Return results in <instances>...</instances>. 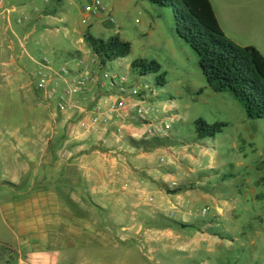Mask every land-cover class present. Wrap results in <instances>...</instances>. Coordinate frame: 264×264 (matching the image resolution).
<instances>
[{
  "label": "crops",
  "instance_id": "crops-1",
  "mask_svg": "<svg viewBox=\"0 0 264 264\" xmlns=\"http://www.w3.org/2000/svg\"><path fill=\"white\" fill-rule=\"evenodd\" d=\"M64 4L72 0H0V36H9L6 56L17 66L7 76L25 84L33 103L48 105L30 107L21 124L0 122V264H200L208 237L161 225L191 222L182 201L162 189L184 187L175 178L181 167L159 171L150 162L158 150L142 147L151 141H120L108 123L93 124L90 93L100 90L70 97L64 113L52 110L68 85L51 94L52 84L44 88L29 72L44 65L16 57L27 55L39 25L49 32L62 22ZM87 66L94 80L106 68L95 57Z\"/></svg>",
  "mask_w": 264,
  "mask_h": 264
},
{
  "label": "rangeland",
  "instance_id": "rangeland-1",
  "mask_svg": "<svg viewBox=\"0 0 264 264\" xmlns=\"http://www.w3.org/2000/svg\"><path fill=\"white\" fill-rule=\"evenodd\" d=\"M99 1L105 13L91 22H85L83 14L87 1L72 0V6H59L62 22L49 32L39 25L27 42V55L19 50L16 57L23 55V62L33 58L52 69L43 71L46 76L60 75L65 66L77 71L79 59L91 65L94 56L83 41L88 31L94 39L119 37L129 43L128 58L108 64L93 77L99 80L102 73H117L138 86L149 83L156 91L154 97L147 94L149 101L144 107L167 117L166 107L171 117L176 116L178 124H172L166 139L142 147L145 151L158 150L152 153L150 162L159 171L172 166L182 169L181 174L176 171L179 175L175 178L185 182L184 187L163 185L162 189L182 201L180 211L189 216L187 226H192L185 233L208 237L199 263L264 264V120H250L231 95L215 94L210 89L197 55L176 34L172 9L152 5L149 0ZM210 2L227 39L236 47H253L264 57V0ZM111 19L113 24L109 23ZM10 42L8 35L0 36V122L6 117L7 122L21 124L30 107L48 105L40 100L33 103L25 84L7 76L17 69L6 56ZM141 60L159 64L165 87H156L158 76L140 79L132 72V64ZM29 72L38 84L42 82L38 68L31 67ZM54 82L52 88L57 85L59 92L64 91L63 78ZM88 88L102 90L97 84ZM53 102L52 110L56 100ZM198 120L226 128L215 138L202 140L195 132ZM185 191L190 192L188 197ZM169 222L161 223L162 227L181 230L174 225L177 223Z\"/></svg>",
  "mask_w": 264,
  "mask_h": 264
},
{
  "label": "trees",
  "instance_id": "trees-1",
  "mask_svg": "<svg viewBox=\"0 0 264 264\" xmlns=\"http://www.w3.org/2000/svg\"><path fill=\"white\" fill-rule=\"evenodd\" d=\"M152 5L173 10L177 36L197 55L203 77L215 94H229L246 111L252 121L264 120V57L253 48L233 45L225 36L210 0H149ZM84 42L99 66L124 60L131 45L119 37L94 39L89 32ZM132 72L143 78L158 76L156 87H165V75L156 62L137 61ZM199 139H213L226 128L208 125L203 120L194 124ZM171 225L174 224L169 222ZM182 231L191 227L174 224Z\"/></svg>",
  "mask_w": 264,
  "mask_h": 264
},
{
  "label": "built area",
  "instance_id": "built-area-1",
  "mask_svg": "<svg viewBox=\"0 0 264 264\" xmlns=\"http://www.w3.org/2000/svg\"><path fill=\"white\" fill-rule=\"evenodd\" d=\"M105 13V8L99 0H88L83 10L85 22H91ZM113 24V20L109 21ZM77 67L83 70L76 80H67L72 76V71L66 66L59 74H43V71H50L49 67H42L39 76L42 77V86L47 88L53 85L56 78H63L64 83L69 89L62 94L57 101L56 108L59 113H64L72 107L69 104L70 97L84 94L88 90V85L93 82L89 75V67L85 60H77ZM142 79V78H140ZM94 82L101 86L98 93H90L93 99L94 116L92 123L96 124L103 121L102 125L109 124L113 130V135L120 141L126 136H130L138 141H153L166 139L173 130L172 124H178L176 116L171 117L168 108H164L167 117L157 115L159 112L144 107L149 101L146 97L150 94L154 97L156 89L149 83L138 86L136 83H130L128 77L117 73H102L99 80ZM57 88V85H55ZM55 92V87L54 90ZM101 133V132H100ZM201 215H205L203 212Z\"/></svg>",
  "mask_w": 264,
  "mask_h": 264
}]
</instances>
